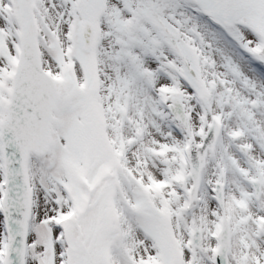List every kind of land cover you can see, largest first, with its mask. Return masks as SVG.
<instances>
[{"label":"snow or ice","instance_id":"obj_1","mask_svg":"<svg viewBox=\"0 0 264 264\" xmlns=\"http://www.w3.org/2000/svg\"><path fill=\"white\" fill-rule=\"evenodd\" d=\"M0 264H264V0H0Z\"/></svg>","mask_w":264,"mask_h":264}]
</instances>
